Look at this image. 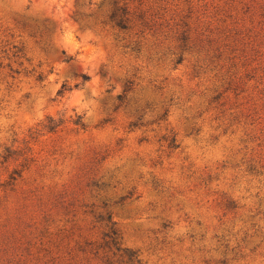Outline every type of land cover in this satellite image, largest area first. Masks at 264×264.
<instances>
[{
    "label": "rangeland",
    "instance_id": "1",
    "mask_svg": "<svg viewBox=\"0 0 264 264\" xmlns=\"http://www.w3.org/2000/svg\"><path fill=\"white\" fill-rule=\"evenodd\" d=\"M0 264H264V0H0Z\"/></svg>",
    "mask_w": 264,
    "mask_h": 264
}]
</instances>
